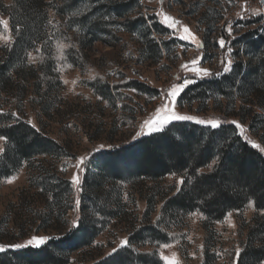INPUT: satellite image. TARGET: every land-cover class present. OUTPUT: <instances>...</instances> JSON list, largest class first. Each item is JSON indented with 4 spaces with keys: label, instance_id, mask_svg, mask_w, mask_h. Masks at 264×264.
<instances>
[{
    "label": "rangeland",
    "instance_id": "374dc122",
    "mask_svg": "<svg viewBox=\"0 0 264 264\" xmlns=\"http://www.w3.org/2000/svg\"><path fill=\"white\" fill-rule=\"evenodd\" d=\"M130 8L129 15L123 19L106 12L102 33L93 31L96 19L87 34H79L78 27L72 31L75 39L79 36L86 40L93 36L98 38L86 52L85 65L69 64L64 53L66 42L59 40L55 67L58 85L47 95L51 105L46 106V111L35 102L29 104L35 96L32 89L19 109L15 107V87L9 86L8 96H1L2 112L11 114L13 120L35 124V128L55 141L59 149L52 155L26 161L18 174L9 178L14 179L13 183H8L9 179L0 180V244L24 243L32 236L58 238L69 233L72 222L80 217L77 200L83 193L85 172H80V185L71 183L78 171V158L89 157L86 165L95 152L111 151L150 136L137 137L136 134L144 121L151 119L165 103L172 87L184 79L194 82L178 97L175 105L178 113L203 120H220L222 124L238 121L245 129L243 139L247 137L248 141L264 147V132L250 131L245 118L249 113L246 108L239 109L240 103L233 111L227 110L225 101L222 104L212 101L205 106L199 103L181 106L179 103L190 86L229 74L237 57L247 62L239 41L264 25V0H163L162 3L161 0H135ZM93 9L87 10L96 14ZM161 11L181 23L175 29L168 27L163 15H157ZM51 16L54 20V15ZM0 20L7 21L8 29L0 27V46H9L13 41L9 17L0 11ZM228 25L232 27L231 36L226 30ZM184 26L195 34L201 46L191 37L181 38L188 35L183 31ZM221 38L226 42L224 48L218 45ZM150 43L156 46L153 51ZM228 47L232 48L231 53ZM196 59L199 63L193 65L191 61ZM229 59L231 70L225 73L223 69ZM185 64L187 68L183 67ZM29 65L35 70L39 68V59L34 54ZM193 67L208 69L211 75L201 78L191 71ZM256 110L263 114L261 109ZM0 148L5 149V141L0 140ZM180 179L173 175L158 183L159 196L149 222L145 221V212L153 183L126 188V215L113 221L91 246L74 253L69 264H97L126 247L121 244L129 240L135 228L158 222L164 201L180 189ZM48 185L61 188L58 199ZM252 216V211L243 216L231 213L207 228L201 215L192 214L169 230L172 240L167 244L170 247H164L165 244L139 247L138 252H156L162 264H167L162 257L171 260L173 253L179 264H204L205 251H209L213 256L212 264H233L236 250H241L246 239L247 224Z\"/></svg>",
    "mask_w": 264,
    "mask_h": 264
},
{
    "label": "trees",
    "instance_id": "16d2710c",
    "mask_svg": "<svg viewBox=\"0 0 264 264\" xmlns=\"http://www.w3.org/2000/svg\"><path fill=\"white\" fill-rule=\"evenodd\" d=\"M8 1L9 4L0 0V11L9 17L13 36L9 46H0V105L1 96H8L12 86L16 88V108L23 105L32 89L35 96L29 104L35 102L46 111V106L51 105L47 95L58 85L55 67L59 40L66 42L64 53L69 64L85 65L86 52L98 38L75 39L72 31L78 27L79 34H87L96 19L93 31L102 33L105 13L113 12L123 19L129 15L135 0L123 3H118L119 0ZM90 8L96 14L88 12ZM239 44L246 63L237 57L229 74L190 86L179 103L205 106L208 102L225 101L230 111L240 103L239 109L246 108L251 115L245 117L250 131L264 132V25L244 36ZM154 47L150 49L153 51ZM32 54L39 59L36 70L29 65ZM256 109H261L263 114ZM0 136L7 137L0 157V180L16 176L26 161L52 155L59 149L41 131L13 120L1 108ZM86 168L79 200V226L40 248L0 253V264H69L74 253L91 246L113 221L126 215V188L153 183L145 212V221L149 222L159 196L158 183L173 175L183 177L185 182L174 196L164 201L158 222L135 228L126 247L97 264H162L156 252L138 250L169 243L172 240L169 230L189 215H201L203 225L212 228L229 213L243 216L247 211H252L253 216L247 224L239 264L264 262V154L251 147L232 123L212 129L190 121L175 122L164 133L139 138L111 151L95 152ZM49 189L55 198L61 196L58 186ZM213 262V256L205 251L204 264Z\"/></svg>",
    "mask_w": 264,
    "mask_h": 264
},
{
    "label": "snow or ice",
    "instance_id": "6c2138e0",
    "mask_svg": "<svg viewBox=\"0 0 264 264\" xmlns=\"http://www.w3.org/2000/svg\"><path fill=\"white\" fill-rule=\"evenodd\" d=\"M162 2H163V0H161V3ZM230 2H231V0H230ZM157 15L158 16L163 15V17H164L163 22L168 27H170L172 29H175L177 27V25H179L181 23L179 20H176L174 17L167 15V14L163 13L162 11L160 13H157ZM0 27H3L5 30H8L7 29V21L0 20ZM226 30L229 33V35L231 36L232 35L231 25H228ZM183 31L185 33H187L188 35L181 37L182 39H189V37H191V39L194 42H196L198 46H201L200 42L198 41L195 34L191 33V30L187 26H184ZM218 45L221 48H224L226 46L225 40L223 38L219 39ZM231 51H232V48L228 47V52L231 53ZM191 63L193 65H197L199 63V59L193 60V61H191ZM231 66H232V61L229 59L226 63V66L224 67L223 71L225 73L229 72L231 70ZM183 67L187 68L188 65L185 64V65H183ZM191 71L194 72L195 74H197L198 76H200L201 78L211 75L210 70L204 69L201 67H193L191 69ZM193 82H194L193 80L184 79L182 81V83L176 84L174 87H172L170 92L165 97V103L156 110L154 116L151 119L144 121V124L142 125L140 131L137 132L136 136L139 137V136L144 135V134L153 135L156 133H164L169 125L173 124L174 122H181V121L195 122L199 125H204V126L212 128V129L220 128L222 126V122L220 120L198 119L197 117L192 116V115L180 114L175 110V105H176L178 97L183 92V90L189 84H191ZM64 83H67V81H64ZM13 115H15V114H13ZM29 123H31V121H29ZM230 123H232L236 127V129L239 130V134L241 136H243L244 130H245L244 126L241 125L238 121H231ZM32 127L35 128V124H32ZM145 129L147 130L146 132H145ZM244 139L246 142H248L251 145V147L258 149L261 153H264V147H261L260 144L255 143L253 141H248L247 137H244ZM0 140L7 141V137L0 136ZM100 147L103 148L104 145H101ZM3 151H4V149L0 148V152H3ZM88 159H89V157H85V156H81L78 158V164L76 165V167L78 168V171L73 175V179L71 181V183L73 185H80V183H81L80 172H86L87 171L85 161ZM13 182H14V179L8 180V183H13ZM184 182H185L184 178L182 177L179 180V183L181 185H183ZM41 191H43V189H41ZM249 204H250V206L254 207L253 201H250ZM77 205H79L78 200H77ZM228 215L230 216L231 213H229ZM78 219L72 222L73 228H76L79 226ZM50 239H55V237L32 236L30 239H28L24 243H16V244H9V245L0 244V253H5L8 250H20V249H23L26 247L40 248V247L44 246ZM128 243H129L128 240L125 239L122 242L121 247L127 246ZM170 246L171 245H168V244L164 245V247H166V248L170 247ZM113 251L115 252L116 249H113ZM240 251H241L240 249L236 250V254H235V257L233 260V264H239ZM162 258L167 262V264H179L178 257L176 256L175 253H173V257L171 260L167 256H163ZM262 264H264V262H262Z\"/></svg>",
    "mask_w": 264,
    "mask_h": 264
}]
</instances>
